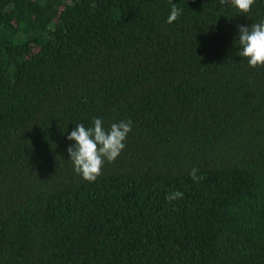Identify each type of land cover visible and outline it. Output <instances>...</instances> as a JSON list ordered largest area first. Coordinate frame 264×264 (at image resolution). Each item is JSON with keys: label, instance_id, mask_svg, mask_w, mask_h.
Segmentation results:
<instances>
[{"label": "trees", "instance_id": "16d2710c", "mask_svg": "<svg viewBox=\"0 0 264 264\" xmlns=\"http://www.w3.org/2000/svg\"><path fill=\"white\" fill-rule=\"evenodd\" d=\"M173 3L0 0V264H264V66L236 43L264 0ZM96 118L132 130L88 182L67 136Z\"/></svg>", "mask_w": 264, "mask_h": 264}, {"label": "clouds", "instance_id": "9594fccd", "mask_svg": "<svg viewBox=\"0 0 264 264\" xmlns=\"http://www.w3.org/2000/svg\"><path fill=\"white\" fill-rule=\"evenodd\" d=\"M224 2V0H222ZM171 5L167 23L175 22L182 14V9L169 0ZM232 5L241 13L251 11L255 0H231ZM239 45L238 55L247 58L248 65L252 68L264 66V21L252 23L250 26H238ZM132 130V122L119 121L112 123L109 128L103 126L101 118L94 119L92 126L85 127L78 123L67 136L74 145L67 148L74 171L88 182H94L102 173L105 161L114 162L126 147L124 141ZM198 169L193 168L189 175L194 181L202 179L197 176ZM183 193L175 191L169 193L166 199H182Z\"/></svg>", "mask_w": 264, "mask_h": 264}]
</instances>
